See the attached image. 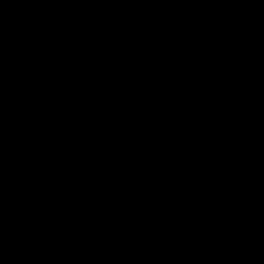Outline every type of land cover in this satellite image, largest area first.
Returning a JSON list of instances; mask_svg holds the SVG:
<instances>
[{
	"label": "water",
	"instance_id": "water-1",
	"mask_svg": "<svg viewBox=\"0 0 264 264\" xmlns=\"http://www.w3.org/2000/svg\"><path fill=\"white\" fill-rule=\"evenodd\" d=\"M0 264H264V0H0Z\"/></svg>",
	"mask_w": 264,
	"mask_h": 264
}]
</instances>
